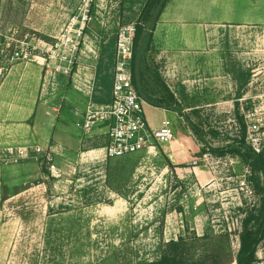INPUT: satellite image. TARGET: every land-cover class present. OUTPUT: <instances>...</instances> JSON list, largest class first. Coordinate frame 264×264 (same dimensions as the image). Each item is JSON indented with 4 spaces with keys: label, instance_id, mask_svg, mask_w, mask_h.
<instances>
[{
    "label": "rangeland",
    "instance_id": "obj_1",
    "mask_svg": "<svg viewBox=\"0 0 264 264\" xmlns=\"http://www.w3.org/2000/svg\"><path fill=\"white\" fill-rule=\"evenodd\" d=\"M145 1L0 0V92L37 93L47 108L37 137L15 119L5 132L0 111V135L14 136L0 139V163L27 148L40 172L0 201V264H147L180 239L179 255L210 254V264L238 250L240 220L258 194L249 167L217 149L243 135L251 147L248 112L263 126L264 149V0H168L136 81L149 126L168 117L174 136L104 158L103 130L84 134L71 112L89 96L110 100L119 43L131 49ZM60 103L68 110L58 124ZM36 147L52 160L34 157ZM256 258L264 264V239Z\"/></svg>",
    "mask_w": 264,
    "mask_h": 264
},
{
    "label": "built area",
    "instance_id": "obj_2",
    "mask_svg": "<svg viewBox=\"0 0 264 264\" xmlns=\"http://www.w3.org/2000/svg\"><path fill=\"white\" fill-rule=\"evenodd\" d=\"M84 25L83 28L84 29ZM83 30H80V35ZM134 30H132L131 49L128 42L121 40L120 49L122 59L116 64L115 74L112 79L110 102L96 103L91 96L88 97L81 117L75 121V126L84 134L90 133L94 128L103 130L106 143L104 144L107 158L120 157L143 150L153 148L156 144L170 142L174 136L173 123L168 117H164L160 127L149 126L144 115L146 102L137 93L132 82V76L128 69L132 59ZM255 111V110H254ZM252 112L245 115L247 141L255 153H263V145L259 134L263 131L262 125L251 118ZM42 148H33L34 157L42 156L50 162V153L43 152ZM9 155L5 163H18L29 157L27 148H18ZM55 167L52 166L51 170Z\"/></svg>",
    "mask_w": 264,
    "mask_h": 264
},
{
    "label": "trees",
    "instance_id": "obj_3",
    "mask_svg": "<svg viewBox=\"0 0 264 264\" xmlns=\"http://www.w3.org/2000/svg\"><path fill=\"white\" fill-rule=\"evenodd\" d=\"M167 3L168 0H146L138 17L139 22L136 27H133L134 37L131 72L132 82L136 91L138 86L136 73L139 71L140 57L143 52L148 49L155 26ZM111 86L112 81L110 91ZM106 87H108V85H106ZM137 93L139 94V92ZM110 100L107 103H109ZM161 108L168 109L166 107ZM193 129L195 131L194 126ZM217 151H221L220 155L228 151L240 158L241 161L249 167V180L258 194L257 203L249 210L245 211L243 218L240 220L238 250L235 254L229 252L225 264L231 262H235V264H256L257 249L264 239V152L260 154L255 153L251 147L245 144L244 135L242 137L239 136V139L235 140L233 146L232 144H228L227 146L217 149ZM183 245H185V242L182 239H180V242H167L165 244V249L158 259L150 261L147 264H210V261L215 258L213 255L205 253L196 260L193 256L186 257L185 259L184 256L182 257L181 255L182 251L180 255L178 254Z\"/></svg>",
    "mask_w": 264,
    "mask_h": 264
},
{
    "label": "crops",
    "instance_id": "obj_4",
    "mask_svg": "<svg viewBox=\"0 0 264 264\" xmlns=\"http://www.w3.org/2000/svg\"><path fill=\"white\" fill-rule=\"evenodd\" d=\"M32 80L38 81V74H36V72L33 73ZM17 97L18 99H16ZM78 105L80 106V108H77L76 112L74 113L71 112V114H73V116L76 117L77 119L81 117L82 111L84 109V104L83 106H81L82 103ZM64 108L65 107L62 105V103H60L58 115H56L55 117V121H57L58 124L60 122L59 119L61 118L60 116L61 111H63ZM0 111L4 112L5 114L4 122L2 126L3 125L7 126L6 124L11 123L10 125H8V128L2 127L0 125V127H2V129L5 130V132H12L13 119H15L19 124L21 123L20 128L34 130L36 137L39 136V134L41 135L40 128L44 124H46L45 121L43 124V119H47V117L45 116V114H47L46 100L41 101L40 97L37 96V93L30 94V93L18 92L15 94L13 93L7 94L0 92ZM71 114L66 113V116L68 115L71 116ZM12 115H17V116L21 115L22 117L21 119L13 118ZM62 122H64V120ZM18 123H15V125H17ZM13 138L14 136L12 133H8V134L6 133L4 136L0 135V139L13 140ZM62 146L65 147L64 145ZM97 150L102 153V156L104 158H107L105 155L104 145L103 147L98 148ZM39 176H40V172L38 166H35L33 162H29L27 160H21L20 163L17 164L0 163V195H1L0 201H2V198L3 199L6 198V196L10 197L13 196V194H18L20 192L22 193L23 188L15 190V188L13 189V185H16L18 182L20 184H25L29 182L30 179ZM5 187L7 189L6 191L7 195L4 192ZM0 212H1V208H0Z\"/></svg>",
    "mask_w": 264,
    "mask_h": 264
}]
</instances>
